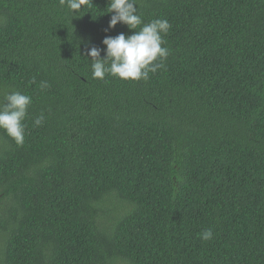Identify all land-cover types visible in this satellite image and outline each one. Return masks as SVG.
<instances>
[{"label":"trees","instance_id":"16d2710c","mask_svg":"<svg viewBox=\"0 0 264 264\" xmlns=\"http://www.w3.org/2000/svg\"><path fill=\"white\" fill-rule=\"evenodd\" d=\"M107 5L0 0V100L32 97L24 144L0 130V264H264V0H138L171 25L146 81L92 78L132 34Z\"/></svg>","mask_w":264,"mask_h":264},{"label":"clouds","instance_id":"9594fccd","mask_svg":"<svg viewBox=\"0 0 264 264\" xmlns=\"http://www.w3.org/2000/svg\"><path fill=\"white\" fill-rule=\"evenodd\" d=\"M137 3L138 0H108V13H113L108 28H115L118 23H122L132 30V34L106 36L102 41L106 46L104 58H101L100 49L95 46L88 50L93 79L104 80L106 75H111L123 81H146L150 73L155 74L158 69L164 68L170 50L162 45L166 43L164 36L168 34L171 25L166 18H156L145 23L137 12ZM91 4L92 0H60V5L66 7L73 16ZM46 87L47 83L41 82V88ZM31 103L30 95L16 90L4 91L3 100H0V130L18 146L25 142L24 121ZM44 120L41 114L35 118L32 126L40 127ZM198 236L204 241H210L213 239V230L206 229Z\"/></svg>","mask_w":264,"mask_h":264}]
</instances>
